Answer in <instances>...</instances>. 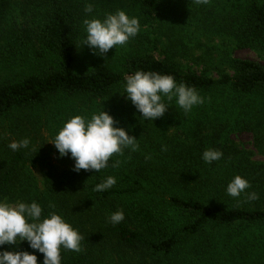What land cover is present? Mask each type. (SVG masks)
I'll return each instance as SVG.
<instances>
[{
	"label": "rangeland",
	"instance_id": "374dc122",
	"mask_svg": "<svg viewBox=\"0 0 264 264\" xmlns=\"http://www.w3.org/2000/svg\"><path fill=\"white\" fill-rule=\"evenodd\" d=\"M78 1L83 9L88 4L92 6L93 11L86 14L87 19L103 18L106 13L123 9L130 16L138 17L141 25L135 37L125 45L113 46L102 57L93 54L87 45H81L86 36L83 22L76 63L79 70L99 61L120 72L125 57L137 54L151 55L178 64L184 72L214 78H219L224 72L232 73L229 60L234 57L264 63V50L238 48L230 32L231 23L239 14H244L251 0H209L207 4H198L195 0H160L161 12L154 20L146 16L138 0ZM29 5L33 6L30 0L12 2L9 18H15L19 23L32 18ZM0 33H4V28H0ZM8 47L0 42V83L27 75L34 70V61L38 62L28 54L15 57ZM51 63L44 62L43 67L47 68ZM124 83L107 97L58 93L40 104L16 109L0 117V199L28 203L34 200L42 206L45 216L55 211L62 214L82 235L89 232L87 240L83 235L80 252L61 251L62 257H85L88 264H262L253 258L240 259L221 249L226 241L232 246L238 242V237L228 238L229 234L234 236L231 232L241 231L244 235L261 231L249 224L207 226L201 234L179 244L173 252L153 254L146 248H114L116 240L113 235L105 237L107 222L113 213L107 202L89 200L90 204L86 206L82 202L74 205L77 198H73L65 204V193L70 192L65 183L70 181L62 177L67 175L76 179L89 171H74V160L70 154L61 157L54 144L47 141L72 116L80 114L90 118L92 113L102 109L115 118L117 126L124 127L130 135H134L139 145L135 151L126 148L123 153L110 158L105 170L112 174L135 170L131 165L141 161L147 166L145 172H149L151 178L152 175L160 178L247 175L251 166L257 168L259 175L264 174V107L256 106L263 105L264 99L212 90L200 94L204 102L185 113L176 104L175 98L168 101L164 97L168 110L162 117L149 121L140 116L134 105L125 98L126 94H122ZM22 138L30 140L28 148L12 151L8 147L12 140ZM162 146H166L167 150L162 151ZM208 148L220 150L222 158L211 164L205 163L202 153ZM42 168L53 174L48 173L55 186L46 184ZM7 174L12 178L5 184ZM188 187L190 185L179 187V190ZM156 189L166 198L162 188ZM210 195L211 201H217L214 193ZM50 202L55 205L54 208L49 207ZM60 204L64 207L61 208ZM242 207L264 209V201L253 205L247 201ZM65 209L71 213L70 218ZM167 221L171 222L169 219ZM2 247L36 252L38 264L43 260V254L31 249L27 241Z\"/></svg>",
	"mask_w": 264,
	"mask_h": 264
},
{
	"label": "trees",
	"instance_id": "16d2710c",
	"mask_svg": "<svg viewBox=\"0 0 264 264\" xmlns=\"http://www.w3.org/2000/svg\"><path fill=\"white\" fill-rule=\"evenodd\" d=\"M30 1L33 6L29 5L28 10L32 11V18L19 23L15 18H9L11 4L17 0H0V28H4V33H0V42L7 44L15 57L28 54L32 59L38 60L34 61L32 72L13 81L0 83V117L16 109L40 104L58 93L107 97L125 82L126 75L141 70L171 74L177 83L192 86L199 94L222 90L264 99V63L250 59H230L232 73L224 72L219 78L184 72L176 63L146 54L126 56L120 72L99 61L79 70L76 64L79 41L87 14L81 3L78 0ZM138 1L146 16L153 20L158 17L161 12L160 0ZM230 29L238 48L264 50V0H251L244 14H239L233 20ZM47 61L52 63L47 68L43 67ZM262 104L256 106L264 107V102ZM141 162L132 164L131 167L135 170H128L127 173L112 174L102 169L100 172L89 170V173L78 175L76 179L67 175L62 177L67 182L70 181L65 183L70 190L65 193V204L70 199L77 198L74 205L82 202L86 206L90 204L89 200H94L107 202L112 212L123 210L125 218L122 222L117 225L107 222L108 232L105 237L113 235L116 240L115 249L146 248L153 254L173 252L179 244L201 234L207 226L249 224L261 231L244 235L241 231L231 232L234 236L229 234L228 238L238 237V242L232 246L226 241L221 249L240 259L253 258L264 264V209L242 207L247 201L252 205L264 201V174L259 175L255 166L247 167L250 168L249 173L242 175L250 181L251 187L239 197H231L227 194L226 187L235 175H180L183 178H160L152 175L151 178L149 172H145L147 166ZM44 168L42 170L46 184L55 186L48 173L53 174ZM108 176L116 178L115 185L106 191H94V186ZM10 178L11 175L7 174L4 183L7 184ZM187 185H190L191 192L190 187L179 190V187ZM156 187L162 188L166 198ZM251 192L257 193L259 198L248 200L246 193ZM210 193L215 194L217 201H211ZM60 206L64 207L62 204ZM65 213L71 217L68 210L65 209ZM168 219L171 220L170 223ZM83 235L87 240L90 233L85 232ZM86 259L65 255L62 257V264H88Z\"/></svg>",
	"mask_w": 264,
	"mask_h": 264
},
{
	"label": "clouds",
	"instance_id": "9594fccd",
	"mask_svg": "<svg viewBox=\"0 0 264 264\" xmlns=\"http://www.w3.org/2000/svg\"><path fill=\"white\" fill-rule=\"evenodd\" d=\"M195 2L207 4L209 0ZM84 11L91 13L92 6L86 5ZM84 25L86 36L81 45H87L93 54L102 57L113 46L125 45L141 28L139 18L130 16L123 9L106 13L103 18H86ZM124 80L122 94H126L125 98L145 120L155 121L165 114L169 106L164 102V97L168 101L175 98L176 104L185 113L204 102V98L194 87L183 82L177 83L171 74L141 70L126 75ZM47 142L54 144L61 157L70 154L74 160L73 170L76 172H100L109 166V160L114 154L123 153L126 148L135 151L139 147L137 138L130 135L124 127L117 126L115 118L103 109L92 113L90 118L80 114L72 116ZM29 144L28 138H22L12 140L8 147L17 151L28 148ZM161 150L166 151L167 147L162 146ZM222 156L220 150L213 148L205 149L202 153L203 161L208 164L220 160ZM115 183L116 178L108 176L94 186V191H106ZM250 187V181L237 174L227 184L226 192L231 197H239ZM246 195L248 200L259 198L255 192ZM49 207L54 208L55 205L50 202ZM124 218L123 210H117L110 214L109 221L117 225ZM83 239L80 231L62 214L53 211L45 216L42 206L34 200L28 203L0 199V246L27 241L31 249L43 254V260L39 264H62V249L80 252ZM0 264H38V258L36 252L15 248L0 249Z\"/></svg>",
	"mask_w": 264,
	"mask_h": 264
}]
</instances>
